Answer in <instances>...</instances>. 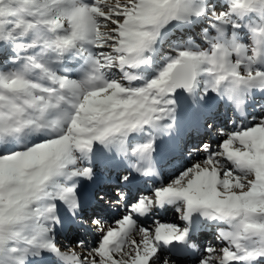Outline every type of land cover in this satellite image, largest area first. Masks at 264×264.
I'll list each match as a JSON object with an SVG mask.
<instances>
[{
  "label": "snow or ice",
  "instance_id": "1",
  "mask_svg": "<svg viewBox=\"0 0 264 264\" xmlns=\"http://www.w3.org/2000/svg\"><path fill=\"white\" fill-rule=\"evenodd\" d=\"M0 264H264V0H0Z\"/></svg>",
  "mask_w": 264,
  "mask_h": 264
},
{
  "label": "rangeland",
  "instance_id": "2",
  "mask_svg": "<svg viewBox=\"0 0 264 264\" xmlns=\"http://www.w3.org/2000/svg\"><path fill=\"white\" fill-rule=\"evenodd\" d=\"M193 37L195 39H197V42H199L198 37L195 35V33H193ZM229 115H231V114H229ZM222 118L227 119V117H224L223 114H222ZM201 135H203V133H201ZM163 163L165 164L167 170H171V166L168 165V163H167V158L164 160ZM120 171L121 170H115L114 168L103 169L102 170V177H103L105 184L108 186L113 185L115 183L116 177L120 173ZM110 179L113 180L114 183L110 182ZM166 212L167 213L169 212V215L173 218L174 222H178V215L172 209H168ZM206 231L207 232H205V233L203 232L202 236L200 235V237H199V240L201 239L200 242L204 245H208V244L219 245L220 242L218 240H216V233L214 232V230L206 229ZM80 235L83 236L89 242H92L95 239L93 234L85 232L84 229H81ZM64 243L67 244L68 241L66 240V241H64Z\"/></svg>",
  "mask_w": 264,
  "mask_h": 264
},
{
  "label": "bare ground",
  "instance_id": "3",
  "mask_svg": "<svg viewBox=\"0 0 264 264\" xmlns=\"http://www.w3.org/2000/svg\"><path fill=\"white\" fill-rule=\"evenodd\" d=\"M164 162V161H162ZM119 170V168H117ZM167 210H161L160 212H158L157 214V219H159L162 223H173V218L169 215V212L167 213L166 212ZM171 214V213H170ZM172 215V214H171ZM204 233L207 232L206 230L203 231ZM203 232H201L199 234V237L200 235L202 236L203 235ZM201 240V239H200Z\"/></svg>",
  "mask_w": 264,
  "mask_h": 264
}]
</instances>
